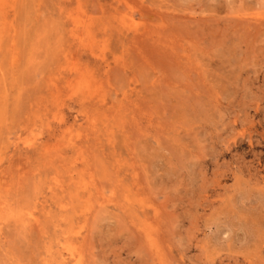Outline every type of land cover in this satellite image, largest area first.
Wrapping results in <instances>:
<instances>
[{
	"label": "rangeland",
	"instance_id": "1",
	"mask_svg": "<svg viewBox=\"0 0 264 264\" xmlns=\"http://www.w3.org/2000/svg\"><path fill=\"white\" fill-rule=\"evenodd\" d=\"M0 264H264V0H0Z\"/></svg>",
	"mask_w": 264,
	"mask_h": 264
}]
</instances>
